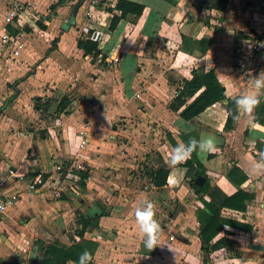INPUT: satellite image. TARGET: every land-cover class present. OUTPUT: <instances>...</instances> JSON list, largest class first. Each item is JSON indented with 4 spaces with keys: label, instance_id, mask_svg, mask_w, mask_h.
<instances>
[{
    "label": "crops",
    "instance_id": "0c3cea01",
    "mask_svg": "<svg viewBox=\"0 0 264 264\" xmlns=\"http://www.w3.org/2000/svg\"><path fill=\"white\" fill-rule=\"evenodd\" d=\"M11 1L28 7L21 11L27 27L34 22L32 17L44 23L49 20L44 17L51 0ZM98 1L101 0H83L75 14V25L55 35V49L45 54L33 71L7 82L17 100L26 99L30 103L24 108L13 105L12 111L24 116L51 111L52 117L48 116L46 133L41 134L35 130L22 133L13 129L14 119L9 125L12 129L3 130L0 122V156L8 158L23 177L29 174L33 177L39 173L36 168L46 159L63 157L57 153L65 144L64 138H69L67 141L72 136L77 139L76 133L86 126L88 141L84 145L95 160L87 157L90 163L85 188L97 192L113 184L110 174L141 168L139 161L143 151L153 150L157 154L160 164L168 170L166 183L154 187L147 178L145 196L157 191L172 200L164 205V223L155 233L156 246L151 250L145 247V237L134 215L136 207L142 203L144 191L135 178L126 175L117 186L113 185L120 193H125L123 197L113 203L107 197L102 202L94 200L85 207V212L76 214L88 216L102 212L97 227L88 228L83 234L84 238L97 242L91 264H202L195 211L206 210L202 200H209L207 191L214 200H219L237 190L251 195L244 201V209L223 207L219 209V216L242 227L222 225L212 241L224 236L232 240L233 245L212 251V260L207 264H264V173L257 174L253 169L264 159L261 155L264 153V124L255 121L254 109L246 113L236 106L237 116L227 128L223 108L226 99L257 91L254 84H244L233 69L232 50L235 42L245 38L246 32L259 30L264 25V0H227L223 10L209 9L205 4L201 13L208 25L197 15L192 5L194 0H131L145 6L143 13L134 23L120 19L112 31L107 30L110 13L104 7L112 6L115 0H102L101 6H96ZM6 2L8 0L3 4ZM62 4L52 10L53 18L59 16ZM39 30L41 34L33 33L29 37L40 38L47 32L46 28ZM85 30L88 31L82 33L85 38L100 34L96 42L103 58L83 55L76 47V38ZM181 36L185 37L184 43ZM29 43L31 52L35 44ZM26 47L27 43L21 52L24 57L28 56ZM112 57H117V62H112ZM199 67L204 71L213 70L224 88L225 99L207 106L186 121L170 111L168 104L182 81L189 79L190 69ZM261 71L264 75V60H261ZM62 96L67 98L64 112H55V105ZM34 98H39V102ZM259 100L264 103V88L259 90ZM99 119L105 121L103 124L107 125L105 130L110 138L103 145L97 136L89 134L91 121L99 122ZM116 119L125 122L121 126L130 123V129L113 131L109 122ZM147 128L150 134L146 133ZM207 135L215 137L214 151H194L193 157L190 156L200 164L205 182L201 191L195 192L189 187L190 177L185 176V167L180 163L171 165L170 157L176 146L183 148L190 138L200 140ZM232 167L245 176L241 183L228 177ZM13 182L8 181L5 188L10 191ZM41 188L36 187L35 194L29 196H37ZM20 200L17 194L10 211L21 204ZM174 201L182 208L174 210ZM2 224L1 220L0 229ZM89 229L94 232L90 233ZM71 236L77 240L74 232ZM175 252L181 253L178 260L174 259ZM30 256L35 257L32 252Z\"/></svg>",
    "mask_w": 264,
    "mask_h": 264
},
{
    "label": "rangeland",
    "instance_id": "374dc122",
    "mask_svg": "<svg viewBox=\"0 0 264 264\" xmlns=\"http://www.w3.org/2000/svg\"><path fill=\"white\" fill-rule=\"evenodd\" d=\"M5 1L6 0H0L1 15L4 9V6L2 4ZM76 2L77 0H65L62 6H60L62 8V11L59 13V16H56V18H53L52 10H47L44 17L46 19L49 18V20H47V23H44L42 20L40 21L39 19L32 17L36 24L38 22L43 24L47 29V32H45V35H41L40 38L34 36L35 34H38L36 32H34V35L32 37H27L28 42L30 41L32 44H35L34 48H30L31 50H33L31 51L33 53L28 50L31 45H28L27 38H25V42L27 43V49L25 51L28 50V56L26 57L25 55L24 57L23 54L21 55L20 64L18 65L17 70L14 73L16 77H21L26 72L33 71L35 64L39 63L45 56V50L50 47L51 40L55 38V35L60 34L62 32V29L70 25H75V20H70V12L72 6ZM83 23H86L85 19H83ZM37 26L38 28H40L38 24ZM22 28L26 31L30 30L26 24L22 25ZM82 33L87 34L88 31H82L80 34L81 36ZM30 55H32V57L29 59ZM100 64L101 61L99 62V65ZM74 68L76 69V66ZM54 70L55 67L52 71ZM3 82L4 81H0V122H2L3 130H8L10 128L12 129V127H10L9 125L11 124V119H14L16 123L14 125L15 128L13 129L18 130L19 132L25 133L26 131L30 132L31 130H35V132L37 131L39 134L46 133L45 126L48 125L49 117H52V112L50 111L44 114L27 113L24 116L21 112L12 111L11 107L13 105L24 108L30 103H27L28 101L26 99L20 101L17 100V98H15L16 96L14 95L15 91L12 90L11 84H3ZM26 112L27 111H25L24 113ZM104 122V120L99 119V122L91 121L90 123L92 127H90L91 129L89 130V134L97 136V139L99 140V142H101L100 145H103L104 141L107 142L110 139L108 138L109 132L105 130L107 128V125L103 124ZM4 123H7L8 125H4ZM109 123L111 126H113L111 127L113 128V131H119L117 130L118 128H121L122 130L130 129V127H128L130 123H126V125L121 126V124L123 125L125 124V122L121 123L119 119H116L113 122L111 121ZM85 127L86 126H84V128ZM149 130L150 129L147 128L146 133L150 134ZM76 135L79 136L77 139L73 136L69 141H67L69 138L63 139L65 144H63L62 147L60 146V152L57 153L58 155L63 154V157L59 156L57 158L46 159V162H43L42 166L36 168L37 172L41 174V178L43 177L41 179L40 185H35V188H38L39 186L40 188L42 187L39 190L38 195L32 198L29 195L33 194L34 192H26L20 189L18 194H20V198L22 199L20 200L21 204L12 209L10 213L2 219L4 223L2 225L4 226L0 229V264H2V261L8 262L12 260L16 261L18 264H31L33 256H30L31 252H29V250L31 242L35 238L41 239L42 244H46L47 242H51L54 240L64 244H68L70 242L69 236H71L74 230L78 227L76 223V214L85 212V207L88 204L92 203L94 200L102 202L105 201V197H107L113 203L114 200H119L121 197H123L125 193H123V191L122 193H120L119 189L113 188V185L117 186L118 182L123 181L126 175H128L130 179L135 178L137 184H139V188L144 191V193H142L141 195L144 197L140 201H149L153 205V210L155 213L154 217L157 219L156 222L159 225L158 231L160 230V225H163V210H165L166 208V206L164 207V205H167V200L171 201L172 199L170 200V198L162 197L157 191L153 192V194L151 193V195L145 196V194L148 192V187H146L148 181L145 175V171L153 167L155 164L161 162L160 158L156 153H154L153 150L147 152L143 151L141 159L139 161L142 166L141 168L136 169V167L135 170L126 169L124 170V172H121V174L115 172L113 174H110V176L108 175L110 181L113 183L109 189L106 188L104 190L101 189V191L90 192L89 189H86L87 187L84 188V190H80L77 187L75 191H72L71 189L63 188L62 183L58 185V182L61 179V171L55 170V165H59L61 167L66 166L67 168L69 167V165H71V170L74 173L76 172V168L77 170H80L79 167H82V169L86 170L87 173L89 172L88 163H90V161L88 160L87 163V157L91 159L94 156L88 153V147L84 145L88 141L86 138V130L84 133H82V135H79V133H76ZM111 152H108V154H111ZM3 158L4 157L0 156V160ZM93 159L95 160V158ZM72 171L68 172V178L70 179L68 180V183H70L71 186H74L72 181L75 183V181L77 180V176H75ZM99 175H102L101 170H99ZM172 175L173 172L171 176ZM31 178L32 175H25L23 177V181L25 183H28L30 182ZM87 190H89V193H87ZM138 196L139 195H137V197ZM131 199L134 201L139 200L136 197H131ZM174 204V210L182 208V205L180 203L174 201ZM91 230L92 229H89V232L93 233L94 230ZM211 254L209 256V260L211 259V256H213V254ZM175 255L176 257H174V259L178 260L181 256V253L175 252Z\"/></svg>",
    "mask_w": 264,
    "mask_h": 264
},
{
    "label": "trees",
    "instance_id": "16d2710c",
    "mask_svg": "<svg viewBox=\"0 0 264 264\" xmlns=\"http://www.w3.org/2000/svg\"><path fill=\"white\" fill-rule=\"evenodd\" d=\"M65 0H51V3L47 6L48 10H53L57 5L63 3ZM79 0H77L78 2ZM227 0H194L193 7L201 22L208 25L207 18L203 17L201 9L206 4L209 9L223 10ZM102 0L95 3L96 6H101ZM144 5L131 0H115L112 6H105L104 10L110 13V19L107 25V30L112 31L120 19H127L130 22L134 21L143 13ZM41 29L45 26L41 23H37ZM185 37L181 36V42L184 43ZM57 39L51 40V45L45 50V54L55 49V43ZM76 47L82 50L83 55L98 56L103 58L100 49L97 47V42L90 39L89 37H83L79 35L76 38ZM189 79L183 80L180 87L176 89L177 93L169 101L168 109L173 113H176L183 120H190L195 117L198 113L203 111L207 106L220 102L225 99L224 88L217 80L212 69L204 71L201 67L191 68ZM235 96L231 99H226L223 108L226 111L224 126L230 127L231 122L237 116L236 103L234 101ZM35 102H39V98H34ZM67 104L66 96H62L57 104L55 105L54 111L64 112V108ZM36 107V105H34ZM256 115L255 121L259 124H264V103L260 100V103L254 108ZM193 157V156H191ZM194 163V165H192ZM179 165L185 167V176H189L188 181L189 187L195 192L201 191L205 182H202L200 186L194 184L196 176H203L200 171V164L190 158L186 162H182ZM74 173L77 176L76 185L78 189L84 190L85 181L87 178L86 170L81 171L75 170ZM144 172V168H143ZM168 170L164 168L160 163L155 164L153 167L145 171V175L149 182L154 187H161L166 183ZM237 173L238 176H235ZM228 177H231L241 183L245 176L242 175L235 167L227 173ZM43 178V177H42ZM209 196L208 201L202 200V204L206 210L197 209L195 211V219L198 223L197 236L200 240V251L202 253V264L209 262V255L212 251L221 247H232V240L220 236L214 241L212 239L222 230V225H234L242 227L239 223L224 219L219 216L220 208H229L233 210L242 211L244 209V201L249 200L251 195L242 191L237 190L230 195H223L219 200H214L211 193L207 191ZM89 213V212H88ZM102 212L97 211L88 214H80L76 216L77 228L74 230V234L77 240L69 236L70 243L64 245L59 241H51L46 244H42V240L39 238L33 239L30 245V251L34 253V259L31 264H65L70 261L75 264H79L81 254L87 250L91 257L97 246V242L92 239L83 237L84 232L88 228H95L99 223ZM2 264H18L16 261H2ZM91 264V260L88 262Z\"/></svg>",
    "mask_w": 264,
    "mask_h": 264
},
{
    "label": "built area",
    "instance_id": "2783aa9c",
    "mask_svg": "<svg viewBox=\"0 0 264 264\" xmlns=\"http://www.w3.org/2000/svg\"><path fill=\"white\" fill-rule=\"evenodd\" d=\"M3 6V13L0 16V81H4V84L11 78H15L14 73L20 64L21 52L25 47V38L31 36L34 32L39 34L40 30L35 22L28 25L30 29L28 31L22 28V25L27 24V20L22 18L21 11L28 7L11 0H8ZM93 37L90 36L89 38L93 40ZM232 56L233 69L243 83L254 84V80L259 78V74H262L261 60H264V25L259 30L246 32L244 39L237 43L235 42ZM117 59V57H112L111 60L112 62H117ZM176 93L177 91L175 90L174 94ZM82 129L79 130V135L85 132V128L83 127ZM71 167V165L68 168L59 165L54 166L55 170L61 171V179L58 185L62 183L63 188L75 191L77 188L76 184L73 181L74 186L68 183V180H70L68 172L72 171ZM79 168L82 169V167ZM41 179V174L37 173L31 178L30 182L25 183L23 174L17 173V168L8 158L0 160V221L9 214L20 189L26 192H34L35 185H40ZM11 180L14 181L11 185L13 188L9 191L5 188V184Z\"/></svg>",
    "mask_w": 264,
    "mask_h": 264
},
{
    "label": "clouds",
    "instance_id": "9594fccd",
    "mask_svg": "<svg viewBox=\"0 0 264 264\" xmlns=\"http://www.w3.org/2000/svg\"><path fill=\"white\" fill-rule=\"evenodd\" d=\"M100 34L93 37V40L97 39ZM254 87L257 90L251 94H245L234 98L236 105L246 113H250L259 103V90L264 88V75L259 74V78L254 80ZM215 137L211 135L205 136L203 139L197 140L195 138H190L187 145L183 148L181 146H176L172 150V155L170 157V164L177 165L182 162H186L190 158L191 153L194 151H199V153H210L215 149ZM264 157V153L261 154ZM254 171L257 174L264 173V159L256 163L253 166ZM136 217V223L139 226L140 232L145 237L144 244L149 250L156 246L155 243V233L159 229V225L154 219L153 205L149 201H143L141 205L137 206L134 212ZM91 260V254L85 250L79 259V264H88Z\"/></svg>",
    "mask_w": 264,
    "mask_h": 264
},
{
    "label": "water",
    "instance_id": "95a60500",
    "mask_svg": "<svg viewBox=\"0 0 264 264\" xmlns=\"http://www.w3.org/2000/svg\"><path fill=\"white\" fill-rule=\"evenodd\" d=\"M82 1L83 0H79L78 2H76L72 6V9H71V12H70V20H73L75 18V14H76L77 8L82 4ZM66 28H64V29H66ZM203 180H204L203 177L196 176L195 179H194V184L197 185V186H200L202 184Z\"/></svg>",
    "mask_w": 264,
    "mask_h": 264
}]
</instances>
